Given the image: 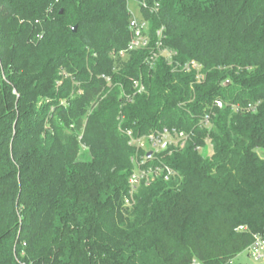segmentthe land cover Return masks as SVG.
I'll return each mask as SVG.
<instances>
[{
  "label": "trees",
  "instance_id": "1",
  "mask_svg": "<svg viewBox=\"0 0 264 264\" xmlns=\"http://www.w3.org/2000/svg\"><path fill=\"white\" fill-rule=\"evenodd\" d=\"M128 1L0 0V264H233L264 240V0H135L134 51ZM164 129L185 146L145 166L172 176L132 192L127 132Z\"/></svg>",
  "mask_w": 264,
  "mask_h": 264
},
{
  "label": "built area",
  "instance_id": "2",
  "mask_svg": "<svg viewBox=\"0 0 264 264\" xmlns=\"http://www.w3.org/2000/svg\"><path fill=\"white\" fill-rule=\"evenodd\" d=\"M146 24L142 21V23H138L135 21L132 17L129 22V30L131 31V40L128 43L127 50L128 51H134L137 49H143L146 48L149 44V40L146 33ZM158 46H161L158 45ZM160 55H162L166 60H170L173 52L169 49L163 48L160 52ZM126 54L125 52L120 53L121 57H124ZM192 68L197 69V65L195 63L192 64ZM136 86V84H135ZM214 106L216 108L221 109L223 107V103L220 100H216L214 102ZM248 111H254V106L251 104L247 107ZM232 110L236 111L237 108L235 105H232ZM209 115H205L202 119V125L204 127H207L209 122ZM126 136L128 137V145L131 147H134L136 149H141L144 151V148L149 147V152H151V156L153 154H158L162 152L169 151L172 147L174 148H183L187 142L188 135L183 131H177V130H168L164 129L162 131H157L150 133L146 135L145 141L142 140L144 138L142 137H135L133 136L131 131H128ZM150 156L145 155L141 158L140 161H135L134 167L135 171L131 173L128 179V185L131 188L132 192H135V190L140 187L142 184L148 185L150 182L154 181L158 177L162 176L163 173L165 175L163 176L165 180H168L170 176H172L173 171L170 168H161V167H153L149 166L146 168L147 159ZM126 205L129 204V201H125ZM249 255L255 259L260 260L264 258V240H262L260 237L255 236L253 243L249 246L247 249ZM194 264H200L195 262Z\"/></svg>",
  "mask_w": 264,
  "mask_h": 264
},
{
  "label": "rangeland",
  "instance_id": "3",
  "mask_svg": "<svg viewBox=\"0 0 264 264\" xmlns=\"http://www.w3.org/2000/svg\"><path fill=\"white\" fill-rule=\"evenodd\" d=\"M128 9L129 11L131 12L132 14V18L137 21L138 23H142V19H141V14H140V8H139V4L137 1L135 0H129L128 1ZM147 26V25H146ZM147 28V27H146ZM148 32V28L146 30V33ZM107 83H109V79L107 78L106 79ZM208 127V126H207ZM146 136V135H145ZM145 136H141L142 138H144ZM145 141V138L142 139ZM207 145H209V142H207ZM145 150L147 151H144V155H147L149 153V147L148 148H144ZM138 150V149H137ZM141 150V149H140ZM208 154H210L209 151H207ZM257 154L260 156V157H264V153L260 150L257 151ZM136 157V154L130 158V162L131 164L135 161H137L138 159L135 158ZM136 159V160H135ZM135 164V163H134ZM135 167L133 168V171H135ZM233 264H264V258L263 259H260V260H255L253 259L248 251L246 250L245 252H243L242 254H240L237 259L235 258L234 261H233Z\"/></svg>",
  "mask_w": 264,
  "mask_h": 264
},
{
  "label": "water",
  "instance_id": "4",
  "mask_svg": "<svg viewBox=\"0 0 264 264\" xmlns=\"http://www.w3.org/2000/svg\"><path fill=\"white\" fill-rule=\"evenodd\" d=\"M76 30V28L74 27L73 28V31H75ZM226 84H228V82L226 83ZM151 155V152H149L148 154H147V156H150Z\"/></svg>",
  "mask_w": 264,
  "mask_h": 264
},
{
  "label": "crops",
  "instance_id": "5",
  "mask_svg": "<svg viewBox=\"0 0 264 264\" xmlns=\"http://www.w3.org/2000/svg\"><path fill=\"white\" fill-rule=\"evenodd\" d=\"M237 259V258H236Z\"/></svg>",
  "mask_w": 264,
  "mask_h": 264
}]
</instances>
